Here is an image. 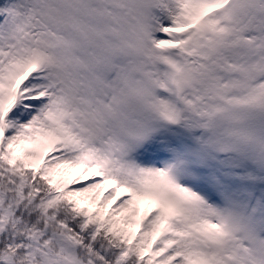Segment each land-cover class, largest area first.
Segmentation results:
<instances>
[{"label": "snow or ice", "instance_id": "6c2138e0", "mask_svg": "<svg viewBox=\"0 0 264 264\" xmlns=\"http://www.w3.org/2000/svg\"><path fill=\"white\" fill-rule=\"evenodd\" d=\"M0 264H264V0H0Z\"/></svg>", "mask_w": 264, "mask_h": 264}]
</instances>
